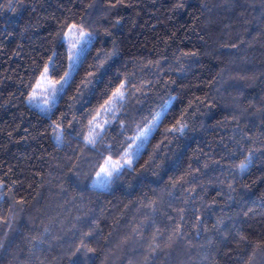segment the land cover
I'll use <instances>...</instances> for the list:
<instances>
[{"label": "trees", "instance_id": "obj_1", "mask_svg": "<svg viewBox=\"0 0 264 264\" xmlns=\"http://www.w3.org/2000/svg\"><path fill=\"white\" fill-rule=\"evenodd\" d=\"M0 264H264V0H0Z\"/></svg>", "mask_w": 264, "mask_h": 264}, {"label": "snow or ice", "instance_id": "obj_2", "mask_svg": "<svg viewBox=\"0 0 264 264\" xmlns=\"http://www.w3.org/2000/svg\"><path fill=\"white\" fill-rule=\"evenodd\" d=\"M75 26H73L74 28ZM72 34V29L69 30V33H67L66 35H71ZM91 34L90 33H84L82 30L79 33V37L81 40H83L85 37H90ZM75 47V43L73 45ZM192 55H195L194 53ZM70 59H75L74 57H71ZM48 72H49V68L47 66H45L44 68V72L41 74L42 75V80H46L48 77ZM69 76V73H65V81L67 79V77ZM127 86V81H125L124 83H121L120 87L116 89L115 92L112 93V99L108 101V104H116V103H120L125 99V92L124 89ZM40 87V82L37 83V88ZM57 91L54 87L52 88L51 91V95L49 99H45L44 100V104L48 105V107L46 108H41L40 110L42 112H48L51 110V101L55 99V96L57 94ZM171 99H175L174 97ZM37 100V90L33 89V93L32 95L29 97V104H34V102ZM36 107H39V105H34ZM169 109V105L168 103H165L164 105H162L161 107V113L157 114L156 119L153 121V124L149 126L148 129L145 130L144 133H142V137L143 138H147V135L151 132L153 127H156L161 119V116L166 114L167 111ZM106 111H112V108H106ZM187 128V124L183 123L182 121H177L175 125H173L172 128L168 129V131L170 132H174V133H180L181 135L184 134L185 129ZM56 139L59 141L60 137L57 136ZM88 143L95 145V139L93 138H89L88 139ZM126 156H130L131 154L126 153ZM125 165H127L128 167H131L132 165V159L128 158V159H124L123 163H121L120 161H112L111 157H109L108 159L105 160L104 165L100 168V171L96 174L97 177L102 178V180L100 181L101 186H107L108 183H110L111 178L121 172V170L124 169ZM247 167V163L246 162H241V164L239 165V168L241 170H244Z\"/></svg>", "mask_w": 264, "mask_h": 264}, {"label": "rangeland", "instance_id": "obj_3", "mask_svg": "<svg viewBox=\"0 0 264 264\" xmlns=\"http://www.w3.org/2000/svg\"><path fill=\"white\" fill-rule=\"evenodd\" d=\"M67 38L69 40H71V41L75 39L74 41L71 42V56H70V57H74L75 59L74 60L71 59V63L68 65L67 71H65V73H69V76H70L72 71L74 70V67H75L76 63H77V56H78V54H79V52L81 50L80 43L83 42L85 40V38L83 40H81L80 37H79V34H75L73 32H72V34L70 36L67 35ZM74 43H75V47L73 46ZM65 73L63 74V79L65 77ZM69 76L67 77V79L69 78ZM43 82H44L43 80H42V82H40V87L38 88V93H37V96H38V99H39L40 102H42V101L44 102V100L47 97L50 98V96H48L47 94H43L44 92L48 91L47 88H46V85H44ZM41 105H43V104L41 103Z\"/></svg>", "mask_w": 264, "mask_h": 264}]
</instances>
